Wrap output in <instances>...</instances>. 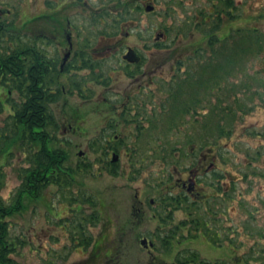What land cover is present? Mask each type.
Returning a JSON list of instances; mask_svg holds the SVG:
<instances>
[{
  "label": "rangeland",
  "instance_id": "obj_1",
  "mask_svg": "<svg viewBox=\"0 0 264 264\" xmlns=\"http://www.w3.org/2000/svg\"><path fill=\"white\" fill-rule=\"evenodd\" d=\"M121 1H127L130 8L127 21L119 26L118 38L122 43L118 52L102 62L101 80L105 85L87 76L84 94L86 98H112L117 90L123 91L127 86L136 91L139 84L138 96L152 95L156 109L169 95L165 93L168 85L164 83L171 76L167 63L164 67L159 65L162 60L171 59V53L191 49L189 44L201 35L194 24L199 21V13L216 0ZM149 3L154 10L146 13L143 8ZM233 4L232 13L240 14V19L229 26L256 29L264 41V0H233ZM225 25L223 20L222 27ZM159 33L163 37L156 40L155 35ZM2 39L1 46L15 48L16 42L10 35ZM125 47L144 58L139 72L121 66L120 54ZM207 55L209 52L202 57L207 58ZM234 62L240 71L226 81L243 82L249 89L244 95L237 93L246 111L241 116L237 114L238 119L230 125V133H226V129L218 130L214 119L201 117L202 113H209L206 104L196 108L198 114H194V118L197 122L181 121L170 114V105H165L162 114L156 109V116L150 120L137 119L128 124L113 117L111 112H100L95 102L84 103L77 93L69 95L66 103L51 105L57 128L51 130L54 141L50 146L67 154V166L76 169L77 165H89V169L74 173L69 189L49 186L38 199H23L22 209L7 219L13 247L10 264H83L84 251L88 250L84 242L89 237L106 241L102 251L106 246H112V251L116 242H122L118 260L114 254L112 258L101 257L98 264H106L111 259L116 260L115 264L119 260L128 264H149L150 256L155 257L152 264H175L176 259L188 252H196L201 259L212 263L264 264V46L260 52L237 55ZM186 63L191 65L192 62ZM128 72L133 75L127 76ZM191 89L189 87L188 92ZM256 91L258 94L252 95ZM200 94L202 96L201 91ZM7 95L18 100L15 92ZM7 95L6 89L0 88V127L9 114ZM74 113L80 118L72 120ZM116 123H120L119 127H113L108 138L120 134L122 142L117 153L119 173L112 176L106 171L109 166L103 162L107 156L110 159L109 153L93 149L91 144L102 130ZM190 142L194 144V165L200 154L209 153L216 159L217 172L225 177L220 182L219 196L195 204L194 216L176 211L168 217V212L158 202L162 196L161 186L167 176L173 174V168L182 171L191 165L193 154L190 147H186ZM133 148H136L134 152ZM79 152L83 157L77 156ZM129 158L135 162L133 167L139 169L135 175L130 174ZM26 166L25 153L18 148L7 157L0 156V199L4 204H12L21 182L19 170ZM215 178L214 173L202 174L199 178L198 184L207 197L212 194L210 188L214 187ZM136 192L138 200L144 201L145 214L135 210ZM88 198L95 202L93 206L85 202ZM149 199L156 200V207H147ZM208 208L216 212V223L207 220L209 227L216 229L219 235L215 243H211L200 228L195 232L193 224H189L196 215L208 217ZM181 222L185 223L183 227ZM174 227L180 230L170 249L164 252L161 239ZM142 237L153 242L154 249L150 253L139 246Z\"/></svg>",
  "mask_w": 264,
  "mask_h": 264
},
{
  "label": "flooded vegetation",
  "instance_id": "obj_2",
  "mask_svg": "<svg viewBox=\"0 0 264 264\" xmlns=\"http://www.w3.org/2000/svg\"><path fill=\"white\" fill-rule=\"evenodd\" d=\"M118 5L119 0H0V28L8 30L4 36L10 35V38L15 40V51L19 64L25 71L31 72V79L37 89L40 87L45 89L44 93L51 105L66 103L69 95L77 93L84 103L95 102L100 112H111L113 117L118 118L124 124L136 122L137 119L148 121L157 113L162 114L165 105H170V114L177 115L181 121L185 119L194 122V96H191L194 85H191L192 89L189 92L187 90L189 86H185L190 76L186 71L192 69L194 73V51L189 49L181 50L185 54L181 52L172 54L171 59L167 58L168 62L162 60V64L159 65L164 67L167 63L166 68L170 69L171 76L164 85L173 86L177 81H182L180 82L182 91L179 88L178 90L184 95L169 96L167 95L170 92L168 88L165 92L167 96L156 108L157 113L154 106L155 98L153 100L152 95L138 96L141 88L139 84L135 87L136 91L131 86H127L123 91L117 90L115 97L112 98L104 96L86 98L84 88L88 85L87 76L91 77V80L94 79L93 81L97 84L104 86L105 82L101 80L100 72L102 62L104 58L111 57L118 52V47L122 43L118 38ZM8 18L11 20L7 21ZM127 49L129 47L123 48V53L120 54L121 66L127 70L133 68L132 72H139L138 69L144 62V58L135 51L139 57L138 63L126 62L123 60V55ZM189 60L193 63L192 65L186 63ZM175 62H182V64L175 65ZM132 72H128L127 76L131 77ZM148 76L150 79L149 74ZM192 76L194 79V74ZM152 83L149 81V84ZM75 117L79 116L74 113L72 120L76 119ZM119 125L120 123H116L114 126H107L101 131L100 136L93 139L94 145L91 144L93 149L109 153L110 159L108 160L107 156V160L103 161L109 168L112 165L118 168L119 155L117 153L121 147L122 136L120 134H113L111 138L108 136L113 127L118 128ZM137 127L141 129L139 125ZM98 143L100 145H96ZM186 147H190V153L193 154L190 156L191 165L182 171L173 168V174L170 173L161 186L162 196L159 198L161 200L159 204L165 212H168V217L176 211H183L187 215L194 216V204L217 198L221 189V179L225 177L217 172L216 159L209 153L200 154L194 165V144L190 142ZM135 150L136 148L131 149L132 152ZM112 154L117 156L115 162H111ZM81 157L83 154L79 156ZM129 163H132L130 174L134 172H136L134 175L137 174L139 169L133 167L135 162L132 158H129ZM117 173H119L118 170ZM208 173L216 175L215 183L212 182L214 187L210 188L212 194L209 197L203 193L202 187L198 184L201 175ZM134 198L136 212L145 214L144 201L138 200L137 192ZM146 203L149 209L157 205L156 200L153 199H149ZM192 223H194V218ZM105 243L106 241L91 240L89 237L88 241L84 242L88 245V250L84 251L86 260L83 264H87L88 261L89 264H98L101 257L112 258L114 254L117 259L120 252L118 248L122 247L121 240L115 243L112 251L110 248L112 246H106L102 251V245ZM152 249L154 245L144 250L150 253ZM154 259V256L149 257L150 264ZM115 261L111 259V262L106 264H115Z\"/></svg>",
  "mask_w": 264,
  "mask_h": 264
},
{
  "label": "trees",
  "instance_id": "obj_3",
  "mask_svg": "<svg viewBox=\"0 0 264 264\" xmlns=\"http://www.w3.org/2000/svg\"><path fill=\"white\" fill-rule=\"evenodd\" d=\"M118 6V25L120 26L121 23L127 21L126 17L129 16L130 8L127 1L119 0ZM232 10H235L233 0H216V3L211 1V5L206 11L199 13V21L194 24L201 35L199 39L189 44L191 47L189 50L194 51V66L196 67H194V73H192V69L186 71L190 76L185 85L189 87L194 85V90H196L191 94L194 96V114H198L197 107H202L203 104L209 105V113H202L201 117L214 119L217 122V129L221 132L226 129V133H230V125L232 121L238 119L237 114L239 113L241 116L246 111L245 104L237 96V93L244 95V92L249 89V85H245L243 82L231 83L230 79V81H226L227 78L234 76V72L240 71L239 67L233 65L235 64L234 58L237 55L244 56V53L247 52H260L264 46V41L259 37L260 34L256 33V29L229 26L232 21L240 19V14L235 15ZM223 20L226 25L222 27ZM7 31L0 28V88L6 89V95L15 92L18 100L14 101L7 95L6 103L9 114L0 127V156L7 157L14 148H18L24 151L27 166L19 170L21 182L16 188L12 204L6 205L0 199V264L11 263L9 255L13 252V247L7 219L22 209L23 199L36 200L49 186L69 189L74 181L73 174L89 169V165H77L76 169L67 166L65 164L67 154L59 148L50 146V143L54 141L50 135L51 130L57 128L51 111V102L48 101L43 87L39 89L35 87L34 81L31 79V72H27L21 67L16 57L15 48L1 46L4 42L2 38ZM208 52L207 58L202 57ZM174 64L181 65L182 62ZM180 82L182 81H177L173 86L171 84L167 86L171 92H169V96L184 95L178 90L179 88L182 91ZM199 91L202 92V96L201 94L199 96ZM254 94H258V92L252 93V95ZM210 99H213L214 102H211ZM194 122H197V119L194 118ZM106 171L112 176L118 175L116 165H112ZM0 177H2L1 173ZM160 201L158 199L159 203ZM85 202L92 206L95 204L89 198L85 199ZM80 208L81 206H79ZM208 211V217L196 215L194 223L191 221L189 224H193L195 232L200 228L205 237L211 243H215L218 234L216 229L209 227L207 220L211 219L216 223V212H213L211 208ZM94 218L98 220L96 215ZM184 225V222L180 223L181 227ZM178 229L179 227H174L165 232L161 239L164 252L170 249ZM118 249L120 250V247ZM118 263L128 264L126 261L124 263V260L123 262L119 260ZM175 263L225 264L201 259L196 252L186 253L185 256L176 259Z\"/></svg>",
  "mask_w": 264,
  "mask_h": 264
},
{
  "label": "water",
  "instance_id": "obj_4",
  "mask_svg": "<svg viewBox=\"0 0 264 264\" xmlns=\"http://www.w3.org/2000/svg\"><path fill=\"white\" fill-rule=\"evenodd\" d=\"M143 9H144V12L150 13L154 10V7L152 4L149 3V4H146ZM162 37H163L162 33L155 35L156 40L159 38H162ZM123 60H125L126 62H128L130 64H136L139 61V57L134 50L129 48V49H127L126 53L123 55ZM81 155H82V152H79L78 156H81ZM116 159H117V156L115 154H112L111 162H115ZM139 246L141 248H144V249L152 248L153 243L151 241H148L146 238H141L139 240Z\"/></svg>",
  "mask_w": 264,
  "mask_h": 264
}]
</instances>
